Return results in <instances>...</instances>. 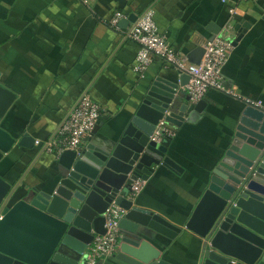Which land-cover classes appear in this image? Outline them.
<instances>
[{
  "label": "crops",
  "instance_id": "0c3cea01",
  "mask_svg": "<svg viewBox=\"0 0 264 264\" xmlns=\"http://www.w3.org/2000/svg\"><path fill=\"white\" fill-rule=\"evenodd\" d=\"M223 1L91 0L86 5L82 0H0V124L15 137L29 134L41 143L56 137L85 93L102 108L103 125L85 147L118 139L148 82L157 77L178 82L182 76L159 60L143 77L135 72L138 47L122 37L135 22L116 31L109 24L116 13H122L123 20L138 19L153 9L161 33L185 58L214 37L235 43V27L248 25L240 42L233 44L223 73L224 84L234 95L210 92L199 123L172 127L177 136L168 156L184 172L155 167L134 201L184 231L173 241L143 228L137 234L122 231L116 254L105 264H124L117 259L120 253L140 261L201 263L203 241L185 230L186 223L249 106L245 100L261 101L264 109V0L243 2L234 21L228 9L238 0ZM228 25L232 28L225 31ZM179 94L184 96L182 88ZM6 157L3 169L11 180L37 188L51 176L58 159L39 146L15 148Z\"/></svg>",
  "mask_w": 264,
  "mask_h": 264
},
{
  "label": "water",
  "instance_id": "95a60500",
  "mask_svg": "<svg viewBox=\"0 0 264 264\" xmlns=\"http://www.w3.org/2000/svg\"><path fill=\"white\" fill-rule=\"evenodd\" d=\"M136 21L130 17L119 26L126 30ZM245 27H235L233 44L243 38ZM204 54V47H198L187 59L199 65ZM189 79L182 75L178 82L171 77L148 82L118 139L87 145L79 153L65 151L41 188L16 184L3 169L15 148L32 150L36 140L29 134L15 137L0 124V264H83L95 236L106 233L104 214L113 202L127 212L121 232L137 234L143 228L176 240L184 229L140 209L128 197L132 183L148 181L155 167L184 172L168 156L173 139L157 143L151 137L162 120L179 129L205 116L204 100L190 104L179 94ZM185 230L203 241L200 264H264V109L247 106L242 112ZM117 259L124 264H172L122 253Z\"/></svg>",
  "mask_w": 264,
  "mask_h": 264
},
{
  "label": "built area",
  "instance_id": "2783aa9c",
  "mask_svg": "<svg viewBox=\"0 0 264 264\" xmlns=\"http://www.w3.org/2000/svg\"><path fill=\"white\" fill-rule=\"evenodd\" d=\"M89 5L91 0H82ZM248 0H238L230 3L229 15L231 21L238 17L240 6ZM227 4V1H223ZM240 15V14H239ZM126 19L122 13H116L109 21L110 27L120 31V22ZM231 26L225 27V31H230ZM125 41L137 45L134 70L143 77L148 67L154 60H159L169 67L176 69L182 75H188L189 81L182 88L183 93L189 99L190 104H197L204 100L212 92H222L234 95L233 91L224 84V69L227 66L229 57L233 50L232 41L224 36L216 37L205 46V54L199 65L189 63L188 59L182 57L175 48L168 42L167 38L161 33L155 21V11L148 9L141 15L133 26L122 35ZM245 103L249 106L263 109L261 101L246 99ZM102 108L92 98L85 93L78 100L76 106L65 119L55 138L44 143L35 142L36 146L43 149L55 157H60L65 151L81 152L88 139L93 135L94 130L100 124L102 118ZM176 131L172 129L164 120L157 125L151 140L160 143L163 138L174 139ZM147 181L138 179L130 187L128 200L135 201L146 188ZM127 212L117 206L115 202L104 214L106 233L97 234L86 251V258L83 264H105L107 259L112 258L119 246L122 232L120 222L125 218ZM2 219V216H0Z\"/></svg>",
  "mask_w": 264,
  "mask_h": 264
}]
</instances>
